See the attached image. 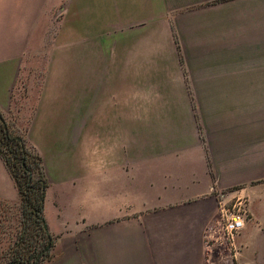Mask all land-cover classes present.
<instances>
[{
    "label": "crops",
    "instance_id": "1",
    "mask_svg": "<svg viewBox=\"0 0 264 264\" xmlns=\"http://www.w3.org/2000/svg\"><path fill=\"white\" fill-rule=\"evenodd\" d=\"M18 88L48 181L41 264H220L222 193L249 213L225 264H264V0H0L10 121ZM0 199L18 201L1 157Z\"/></svg>",
    "mask_w": 264,
    "mask_h": 264
},
{
    "label": "trees",
    "instance_id": "2",
    "mask_svg": "<svg viewBox=\"0 0 264 264\" xmlns=\"http://www.w3.org/2000/svg\"><path fill=\"white\" fill-rule=\"evenodd\" d=\"M25 131L0 111V157L17 188L20 213L19 229L8 242L5 261L0 264H41L52 256L55 241L43 212L48 187L43 161ZM2 218L7 220L6 213Z\"/></svg>",
    "mask_w": 264,
    "mask_h": 264
},
{
    "label": "built area",
    "instance_id": "3",
    "mask_svg": "<svg viewBox=\"0 0 264 264\" xmlns=\"http://www.w3.org/2000/svg\"><path fill=\"white\" fill-rule=\"evenodd\" d=\"M219 219L217 228L208 232V254H213V248L220 245L223 247L224 264L226 261H234L239 253L236 238L244 228L248 219V200L245 196L235 195L228 197L227 194L219 195Z\"/></svg>",
    "mask_w": 264,
    "mask_h": 264
},
{
    "label": "rangeland",
    "instance_id": "4",
    "mask_svg": "<svg viewBox=\"0 0 264 264\" xmlns=\"http://www.w3.org/2000/svg\"><path fill=\"white\" fill-rule=\"evenodd\" d=\"M41 67L35 71L34 75V83L35 88L37 89V85L40 81L39 75ZM15 100V111L13 120L19 130L23 131V127H25V118L29 116V109L35 104V95L32 99H26L24 96V91L22 88H18L16 90V94L14 96ZM245 196V195H242ZM246 197V196H245ZM247 198V197H246ZM6 213L7 220H3L2 215ZM19 195L18 201L16 203H10L6 200L0 199V263L5 261L3 257L6 252V247L9 241H12L15 238L16 232L19 229ZM224 248L220 245L213 248V254L211 253V258L216 260L218 263L224 264Z\"/></svg>",
    "mask_w": 264,
    "mask_h": 264
},
{
    "label": "water",
    "instance_id": "5",
    "mask_svg": "<svg viewBox=\"0 0 264 264\" xmlns=\"http://www.w3.org/2000/svg\"><path fill=\"white\" fill-rule=\"evenodd\" d=\"M8 264H12V263H8Z\"/></svg>",
    "mask_w": 264,
    "mask_h": 264
}]
</instances>
